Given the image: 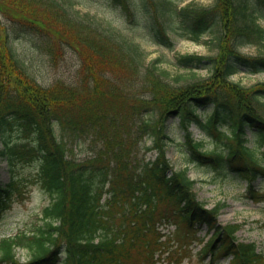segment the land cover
Instances as JSON below:
<instances>
[{
	"label": "trees",
	"instance_id": "trees-1",
	"mask_svg": "<svg viewBox=\"0 0 264 264\" xmlns=\"http://www.w3.org/2000/svg\"><path fill=\"white\" fill-rule=\"evenodd\" d=\"M114 1L127 12L134 6L131 0ZM55 4L52 17L41 0H0V7L19 13L22 27L38 33L44 23L61 40L66 33L56 30V20L71 19ZM260 9L264 0H214L208 7L188 3L179 8H173L169 0H158L156 23H151L157 42L171 46L169 31L177 29L193 40L209 32L216 49L208 55H176L178 67L203 66L206 75L175 84L150 73L151 67L141 72L144 56L138 43L119 40L104 29L97 37L76 26V39L86 45L82 57L92 52L107 70L106 76L121 67L139 74L145 94L136 99L127 94L128 86L106 82L105 72L89 71L90 63L83 64L86 75L79 87L42 86L0 36V160L5 159L8 167L19 161L36 163L35 174L27 181L13 174L0 181V212L13 196L23 194L29 181L49 196L40 209L42 223L34 230L0 237V264H156L160 260L175 264L182 260L188 239L202 240L194 232L203 224L213 229L202 248L203 254H211V264H218L220 258H228L226 264H264L254 242L238 241L236 223L218 222L220 204L208 209L196 199L193 180L185 169H172L165 149L167 120L177 116L189 161L217 174L247 178L244 195L264 200V188L253 184L257 176L264 177V150L259 149L264 145V81L244 86L230 78L239 69L264 70L263 54L252 56L239 50L244 45L264 47ZM50 41L46 45L53 50ZM89 88L99 99L115 97L118 106L97 105L81 121H67L73 133L89 130L99 139L94 155L77 161L68 156L55 125L63 128L61 113L72 106L80 104V111H88ZM207 107L211 109L203 117ZM192 123L220 147L201 149L203 141L193 137ZM82 125L90 129L82 131ZM17 132L25 138H11ZM248 134L253 147L246 145ZM143 135L151 141L147 149L155 150V157L148 161L134 159L133 149ZM162 222L174 223L175 230L162 232ZM172 237L176 242L171 243ZM18 246L29 250L24 262L15 257Z\"/></svg>",
	"mask_w": 264,
	"mask_h": 264
},
{
	"label": "rangeland",
	"instance_id": "rangeland-1",
	"mask_svg": "<svg viewBox=\"0 0 264 264\" xmlns=\"http://www.w3.org/2000/svg\"><path fill=\"white\" fill-rule=\"evenodd\" d=\"M133 5L130 11L123 9L122 5L114 0H41L42 6L52 14H56V4L65 10L64 17L70 18L66 23H59L56 20L57 27L66 33L60 36L63 39L58 40L57 36L52 34L55 30L49 28L46 24L42 29L35 30L28 27H22L19 20V13L10 11L5 7H0V36L7 39L9 46L14 51L17 58L23 62L26 71L31 75L37 83L42 86H50L55 83H62L73 88L79 87L86 75V66L90 63L88 70L94 73L105 72L102 77L106 82L119 83L128 86L127 94L136 99L137 96L145 94L144 85L139 74L129 70L127 67H121L119 70L106 76L103 64L98 62L96 56L92 52L86 54L84 47L86 45L77 38L78 31L86 28L92 35L98 37L101 29L114 35L115 38L131 40L138 43L143 51L144 60L140 66L141 72L145 73L148 67H151L150 73L175 84L181 81L195 80L206 75V68L199 66L197 68H183L176 64V55L184 53H198L202 55L214 54L216 52L213 47L212 36L208 32L203 33L197 40L190 39L180 34V30L169 31L172 38L171 46L156 41L151 27V23H156V2L158 0H131ZM191 1L198 7H208L214 0H169L172 7L176 8L177 4L182 6L186 2ZM148 7V10L145 9ZM14 13L16 16L9 14L6 10ZM258 21L264 27V9L259 10ZM92 22L90 23V21ZM162 21V17H159ZM178 26V19H173ZM91 25H90V24ZM58 31V30H57ZM50 38V42L54 43L55 48L50 50L46 42ZM1 41V39H0ZM61 41V42H59ZM241 53L247 55H264V47L256 45H246L239 48ZM119 65L115 66L118 67ZM139 76V77H138ZM142 78V77H141ZM231 80L244 86L252 85L258 81H264V70L249 71L239 69L232 75ZM92 82V81H91ZM88 84H91L88 82ZM85 95L89 107L88 111H80V104L76 107L72 106L69 110L62 112L63 123L55 125L56 132L62 137L66 143L67 154L69 157L77 161L84 160L94 155L99 139L91 134L86 125H82V131L75 129L73 133L70 126L66 125L67 121L79 122L82 120L83 114L97 105L105 108L113 109L118 106V102L113 96H105L100 98L94 96L92 90L88 89ZM63 109V108H62ZM211 107H207L203 117L209 112ZM72 126V125H71ZM192 135L196 140H202L203 150H212L220 147L214 141L210 140L195 123L190 128ZM78 132V133H77ZM183 129L179 125L177 116L168 119L166 125V134L168 138L165 140V149L167 157L174 170L185 169L186 174L194 180L192 190L196 199L203 203L205 207H213L220 204V214L218 221L222 225L236 223L238 228L235 232L238 241H252L256 245V249L264 255V200L254 201L244 195L248 180L241 175H220L211 169L201 166L196 162L189 161L182 145ZM23 133L15 135L11 134V138H25ZM150 138L146 135L138 140L136 147L133 149L134 159L139 161H148L154 158L155 150L147 149L150 144ZM252 139L250 138L246 145L252 147ZM260 151L264 146H260ZM260 156V154L257 152ZM133 156V154H132ZM137 159H136V158ZM264 162V156L261 159ZM36 170V163L14 162L8 167L4 160H0V181H6L10 174L15 177L27 181L29 177H33ZM27 178V179H26ZM26 179V180H25ZM25 183V182H24ZM254 183L259 187H264V179L258 177ZM23 194L13 196L6 208L0 212V237L13 235L18 231L29 232L34 227L41 224L40 209L49 201L47 193L42 191L39 186L33 182H26ZM164 231L175 229L174 223L161 225ZM211 230L203 225L198 231L194 232L195 237L203 238L204 241L210 236ZM172 241H176V237H172ZM185 251L181 262L176 264H209L210 254L201 256L200 247L203 244L198 243L196 238L186 242ZM184 246V247H185ZM15 257L24 262L30 257L29 250L26 247H15ZM219 264H225L227 259L220 258ZM159 261L157 264H165ZM211 264V263H210Z\"/></svg>",
	"mask_w": 264,
	"mask_h": 264
}]
</instances>
